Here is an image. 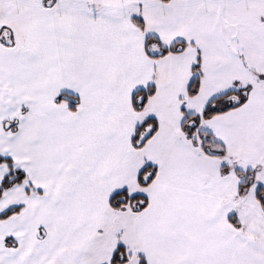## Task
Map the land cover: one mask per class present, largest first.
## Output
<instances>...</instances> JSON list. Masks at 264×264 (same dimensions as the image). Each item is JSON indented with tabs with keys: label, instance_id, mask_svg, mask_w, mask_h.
<instances>
[{
	"label": "snow or ice",
	"instance_id": "6c2138e0",
	"mask_svg": "<svg viewBox=\"0 0 264 264\" xmlns=\"http://www.w3.org/2000/svg\"><path fill=\"white\" fill-rule=\"evenodd\" d=\"M0 264H264V0H0Z\"/></svg>",
	"mask_w": 264,
	"mask_h": 264
}]
</instances>
